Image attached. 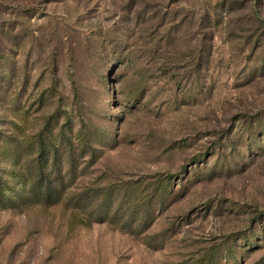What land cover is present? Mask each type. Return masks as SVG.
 I'll use <instances>...</instances> for the list:
<instances>
[{"label": "rangeland", "instance_id": "rangeland-1", "mask_svg": "<svg viewBox=\"0 0 264 264\" xmlns=\"http://www.w3.org/2000/svg\"><path fill=\"white\" fill-rule=\"evenodd\" d=\"M39 168L0 264H264V0H0V175Z\"/></svg>", "mask_w": 264, "mask_h": 264}, {"label": "trees", "instance_id": "trees-1", "mask_svg": "<svg viewBox=\"0 0 264 264\" xmlns=\"http://www.w3.org/2000/svg\"><path fill=\"white\" fill-rule=\"evenodd\" d=\"M39 154L38 158L45 157V152L43 148L39 147ZM38 161V160H37ZM43 170L42 168L38 169V180L30 189V198L27 195H24L22 191L14 190L16 187L9 188L8 181L2 180L4 177L0 175V206L5 208H15L17 204H25L28 202V199H34L35 202H43L45 204L53 203L55 198L57 197L55 187L52 185L53 183H56L55 180H50L48 177H43ZM13 178V176H12ZM5 191H9L10 193H6L4 195Z\"/></svg>", "mask_w": 264, "mask_h": 264}]
</instances>
